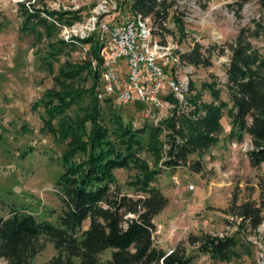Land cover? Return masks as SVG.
<instances>
[{
    "label": "trees",
    "instance_id": "1",
    "mask_svg": "<svg viewBox=\"0 0 264 264\" xmlns=\"http://www.w3.org/2000/svg\"><path fill=\"white\" fill-rule=\"evenodd\" d=\"M130 2L132 14L150 17L153 34L163 36L169 31L167 19L173 0ZM19 9L21 29L49 39L57 24L63 18L68 20L72 13L36 8L33 3H19ZM173 20L184 37V25L176 12ZM263 33L264 25L254 20L253 30L241 27L227 44L229 60L224 85L230 107L220 98V90H211L213 103L199 104L197 96H190L192 104L182 111L181 105L176 106L171 116L159 124L140 128L123 120L112 107L111 97H98L103 44L95 34L50 41L45 50L50 60L62 55L70 42L89 44L90 54L81 64L64 62L55 76L57 89L50 88L33 105L42 109V128L65 145L60 162L63 170L55 180L61 207L55 222L38 219L17 206L0 215V260L4 264H30L40 250L39 239L45 236L56 251L47 264H191L195 255L183 243L166 252L154 242L153 219L168 199L153 182L162 165L166 170L188 165L195 172L201 171L199 161L191 162L188 156L202 154L218 141L220 119L226 108L231 124L229 136L237 135L241 140L244 133L248 134L251 146L246 153L250 165L258 167L264 162V50L252 43ZM201 49L195 43L180 55L181 60L195 66L209 65V56ZM43 63L49 64L44 56ZM84 71L87 74L83 79L91 81L86 88L76 82ZM204 85L211 89L210 84ZM167 99L178 102L171 95ZM72 107L76 109L74 117L68 114ZM162 131L164 141L159 138ZM143 151L150 156L151 165L139 155ZM129 166L140 171L129 182L138 196L122 193L116 184L114 170ZM258 185L259 201H245L235 212L249 219L252 227L264 220V177ZM86 220L88 225L83 228ZM186 241L196 251L222 261L239 256L232 236L201 233L189 235ZM106 249H110V256L102 259Z\"/></svg>",
    "mask_w": 264,
    "mask_h": 264
},
{
    "label": "rangeland",
    "instance_id": "2",
    "mask_svg": "<svg viewBox=\"0 0 264 264\" xmlns=\"http://www.w3.org/2000/svg\"><path fill=\"white\" fill-rule=\"evenodd\" d=\"M173 1L167 19L169 31L163 36L152 33V40L170 44L181 54L198 43L203 54L209 56L210 64L195 66L182 60L177 63L163 59L166 85L161 97L166 107L153 108L150 115H146V108L140 103L126 105L111 97L112 107L134 128L159 124L171 116L176 106L181 105L182 111L192 104L188 98L193 95L198 97L199 104L213 103L211 90H220V98L230 107L224 85L229 60L227 44L233 41L241 27L253 30L254 20L264 25V0ZM19 3L72 13L71 17L66 15L68 20L63 18L57 24L55 34L49 39L21 29L23 18ZM102 4L105 12L100 9ZM130 4V0H0V22L3 23L0 29V215H6L10 207L17 206L38 219L55 222L61 207L55 180L63 170L60 162L65 145L42 128V109L33 105L47 90L57 89L55 76L64 62L81 64L90 54L89 44L73 42L67 44L57 59L50 60L45 50L50 41L65 39L64 27L69 29L67 40L71 35L86 38L95 34L86 29L93 15L96 23L105 18L121 20L130 15ZM175 12L184 25V37L180 36L174 23ZM252 43L264 50V33L253 38ZM43 56L48 66L43 63ZM86 74L84 71L82 77L76 79L79 87L89 86L91 81L83 79ZM170 78L187 82L182 101L172 103L167 99ZM206 83L211 89L204 85ZM190 87L192 90H188ZM227 109L220 119L222 128L218 141L202 154L188 156L191 162L199 161L201 171L195 172L188 165L166 170L162 165V171L157 174L153 184L168 202L153 219L156 226L154 242L166 252L183 243L195 255L191 264H264V220L252 227L249 219L244 220L235 213L241 203L259 201L258 183L264 177V162L258 167L250 165L246 153L251 146L248 134L244 133L241 140L237 135L229 136L231 124ZM75 112L74 107L68 110L71 117ZM164 134L162 131L159 135L162 141ZM139 155L152 164L148 153L143 151ZM139 173L134 166L114 170L116 184L122 193L138 196L129 182ZM189 184L193 189L188 188ZM87 225L86 220L83 228ZM201 233L234 237L239 256L222 261L196 251L186 239ZM39 243L40 250L30 264H47L56 252L45 236ZM110 253V249H106L101 258H109ZM0 264L4 262L0 260Z\"/></svg>",
    "mask_w": 264,
    "mask_h": 264
},
{
    "label": "built area",
    "instance_id": "3",
    "mask_svg": "<svg viewBox=\"0 0 264 264\" xmlns=\"http://www.w3.org/2000/svg\"><path fill=\"white\" fill-rule=\"evenodd\" d=\"M100 9L105 12L103 4ZM64 28L67 40L69 29ZM86 29L96 34L103 44V51H106L99 73L101 84L97 88L98 97H116L126 105L140 103L146 108V115H150L153 108L166 107L161 97L166 85L162 60L171 59L178 63L181 52L173 50L170 44L152 40L150 17L130 11V15L121 20L105 18L96 23V16L93 15ZM186 83L170 78L167 84L170 95L182 101ZM188 188L193 189V185L189 184Z\"/></svg>",
    "mask_w": 264,
    "mask_h": 264
},
{
    "label": "bare ground",
    "instance_id": "4",
    "mask_svg": "<svg viewBox=\"0 0 264 264\" xmlns=\"http://www.w3.org/2000/svg\"><path fill=\"white\" fill-rule=\"evenodd\" d=\"M105 53H106V51L104 50H102V57L104 58V55H105ZM180 60H181V57H180Z\"/></svg>",
    "mask_w": 264,
    "mask_h": 264
}]
</instances>
